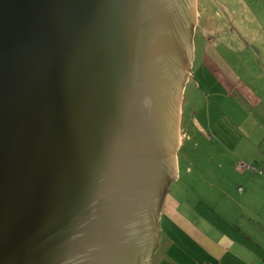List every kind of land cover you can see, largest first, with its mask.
<instances>
[{
  "label": "water",
  "instance_id": "95a60500",
  "mask_svg": "<svg viewBox=\"0 0 264 264\" xmlns=\"http://www.w3.org/2000/svg\"><path fill=\"white\" fill-rule=\"evenodd\" d=\"M196 18L195 0H0V264L153 260Z\"/></svg>",
  "mask_w": 264,
  "mask_h": 264
},
{
  "label": "rangeland",
  "instance_id": "374dc122",
  "mask_svg": "<svg viewBox=\"0 0 264 264\" xmlns=\"http://www.w3.org/2000/svg\"><path fill=\"white\" fill-rule=\"evenodd\" d=\"M195 12L194 60L178 127L183 137L179 175L165 204L169 201L177 208L183 222L190 224V219L193 227L204 230L210 228L212 217L222 227L220 219L231 214H264L262 183H249L246 166L260 160V152L264 155V126L253 127L250 117L257 119L259 111L249 114L239 92L245 86H264V0H195ZM237 185L246 190L238 193ZM240 202L243 210L238 209ZM171 226L161 219L163 243L149 264H158L168 247L166 232L173 233ZM167 261L186 264L191 259L174 255Z\"/></svg>",
  "mask_w": 264,
  "mask_h": 264
},
{
  "label": "crops",
  "instance_id": "0c3cea01",
  "mask_svg": "<svg viewBox=\"0 0 264 264\" xmlns=\"http://www.w3.org/2000/svg\"><path fill=\"white\" fill-rule=\"evenodd\" d=\"M264 56V47L262 50ZM236 77V76H235ZM231 83V79L228 80ZM237 82V79H236ZM237 89L236 86H232ZM239 92L244 97V102L247 103V112L255 115V110H258V118L250 120L254 128L264 126V86H245L239 89ZM250 122V123H251ZM251 137V136H249ZM259 136L251 139L252 142L258 140ZM261 146V145H260ZM260 146L258 150L260 151ZM260 160H255L257 170L251 172L247 171L248 179L252 186H257L262 183L260 188L264 189L263 182L253 181L255 176H260L264 179V155L259 153ZM257 163V164H256ZM252 164V163H251ZM263 171V172H261ZM246 174V173H245ZM254 175V176H252ZM241 185H237V188ZM250 189V187H248ZM168 202L164 204L163 212H165V219L172 226L173 233H167V246L164 247V252L158 264H171L167 260L172 256H185L186 259H191V262L186 261V264H201L202 262H213L215 264H258L260 260L256 256L264 253V234L257 229H252V226L242 221H247L244 216L250 217L258 222L264 223V214L248 215L243 211L241 214H231L230 217L223 220L222 227L217 223L219 219L211 218L210 228L199 229L193 227L192 220H188L190 224L183 222L182 215L177 211V208L168 207ZM244 202L239 203L238 209L243 210ZM180 209V208H179ZM243 218V219H242ZM196 221V220H195ZM163 243V236L161 244ZM184 244H187L183 246ZM156 254V253H155Z\"/></svg>",
  "mask_w": 264,
  "mask_h": 264
},
{
  "label": "trees",
  "instance_id": "16d2710c",
  "mask_svg": "<svg viewBox=\"0 0 264 264\" xmlns=\"http://www.w3.org/2000/svg\"><path fill=\"white\" fill-rule=\"evenodd\" d=\"M244 166L243 164H241L240 163V166ZM240 166H237L238 167V169H236V170H239V167ZM247 166V168H250V171H255V170H257V167L255 166V165H253V166H249V165H246ZM249 166V167H248ZM258 171V170H257ZM261 172H263V171H261ZM237 191H238V193H240V192H244L245 190H246V188L244 187V186H239L237 189H236ZM245 217V219L247 220V221H242L243 223H248V224H250L251 226H252V229H257L258 231H261L263 234H264V223H262V222H260L259 224H258V222H256V221H254L251 217H250V219L249 218H247L246 216H244ZM243 219V218H242ZM259 260H260V262H258V264H264V253H260V256H256ZM203 263H205V262H202L201 264H203ZM208 263H211V264H215V263H213V262H208Z\"/></svg>",
  "mask_w": 264,
  "mask_h": 264
},
{
  "label": "built area",
  "instance_id": "2783aa9c",
  "mask_svg": "<svg viewBox=\"0 0 264 264\" xmlns=\"http://www.w3.org/2000/svg\"><path fill=\"white\" fill-rule=\"evenodd\" d=\"M203 264H211V263L205 262V263H203Z\"/></svg>",
  "mask_w": 264,
  "mask_h": 264
}]
</instances>
